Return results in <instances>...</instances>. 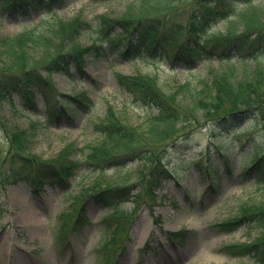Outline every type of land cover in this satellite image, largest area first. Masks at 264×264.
<instances>
[{
    "label": "rangeland",
    "instance_id": "1",
    "mask_svg": "<svg viewBox=\"0 0 264 264\" xmlns=\"http://www.w3.org/2000/svg\"><path fill=\"white\" fill-rule=\"evenodd\" d=\"M133 1L51 0L47 7L33 3L24 9L0 7V38L43 30L51 21H68L79 15L89 23L98 15L120 17ZM250 1V7L263 15L264 0ZM246 7L238 4L235 11ZM218 29L223 25L212 31ZM80 43H91L89 30L81 34ZM236 61L234 55L232 62ZM84 64L82 71L72 67L70 73L52 75L51 82L60 94L52 107L38 90L32 99L15 94L10 101L0 102V264H255L250 258L232 257L224 249L250 242L255 231L238 225L232 233H224L219 225L239 216L243 204L264 197V184L256 183L254 174L241 177L242 168L264 154V120L259 117L221 136V153L216 147L210 152L205 148L208 134L202 130L190 137L189 151L171 150L168 168L176 176L155 189L153 208L133 201L140 191L137 182L141 171L147 166L137 158L115 160L97 171L79 166L65 184L44 177L36 183H13L10 177L15 169L22 171L25 163L14 160L10 133L32 134L28 153L43 160L57 158L64 148L72 146L69 159L77 162L82 160L79 150L99 140L95 125L107 112L139 131L145 130L149 116L157 114L155 106L133 103L121 87V77L156 78L160 86L171 90L207 79L211 65L223 67L217 60L210 63L203 59L189 68L155 53L121 58L109 48L103 56L87 55ZM197 162L215 173L202 174L195 168ZM93 185L102 189L138 186L131 197L113 201V209L87 197L80 211L83 225L75 231L79 211H74L72 204L84 191L91 195ZM19 200L38 212L37 222L30 224L24 219ZM174 234L177 236L171 239Z\"/></svg>",
    "mask_w": 264,
    "mask_h": 264
},
{
    "label": "trees",
    "instance_id": "2",
    "mask_svg": "<svg viewBox=\"0 0 264 264\" xmlns=\"http://www.w3.org/2000/svg\"><path fill=\"white\" fill-rule=\"evenodd\" d=\"M49 1L0 0V7L24 9L32 3L47 7ZM251 3L250 0H134L120 17L98 15L89 23L79 15L68 21H51L43 30L0 38V102L10 101L15 94L32 99L33 92L38 90L50 107L56 105L60 94L51 82L52 75L70 73L72 67L82 71L87 55L103 56L107 48L116 50L121 58L137 59L144 53H155L181 61L189 68L203 59L210 63L217 60L223 66L217 69L211 65L207 79L195 85H177L171 90H165L156 78L121 77V87L130 94L133 103L155 106L157 114L149 116L147 127L139 131L107 112L95 125L99 140L81 148L82 160L77 162L69 159L72 146L64 148L57 158L43 160L28 153L32 134L10 133L8 141L11 153L16 156L14 160L25 163L22 171L15 169L16 173L10 177L13 183L26 180L36 183L44 177L65 184L79 166L97 171L115 160L137 158L147 166L141 171L137 182L140 191L133 201L153 208L155 189L170 176H176L168 168L171 150L189 151V139L202 130L208 134L205 148L210 152L216 147L221 153L224 150L221 136L234 132L252 118L264 120V14L250 7ZM238 4L247 7L236 12ZM221 25L223 29L212 31ZM88 30L91 43L82 45L81 34ZM195 168L204 175L215 173L203 169L199 162ZM253 174L256 183L263 185L264 154L241 170L242 178ZM138 185L105 189L93 185L91 195L88 191L80 193L72 208L80 214L87 197L111 207L119 197H129ZM238 210L240 215L234 220L219 225L221 231L232 233L238 225H245L256 234L250 242L230 244L224 249L232 257L264 264V197L258 202H247ZM79 214L75 217V231L83 225L82 213ZM174 236L177 234L171 239Z\"/></svg>",
    "mask_w": 264,
    "mask_h": 264
},
{
    "label": "bare ground",
    "instance_id": "3",
    "mask_svg": "<svg viewBox=\"0 0 264 264\" xmlns=\"http://www.w3.org/2000/svg\"><path fill=\"white\" fill-rule=\"evenodd\" d=\"M17 204L19 205L20 209L24 210V219L29 222L30 224H32V222L35 220V222H37L39 220V214L38 212L33 209L32 207H30L29 205L23 203V201L19 200L17 202ZM23 204V205H22Z\"/></svg>",
    "mask_w": 264,
    "mask_h": 264
}]
</instances>
